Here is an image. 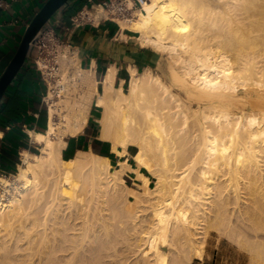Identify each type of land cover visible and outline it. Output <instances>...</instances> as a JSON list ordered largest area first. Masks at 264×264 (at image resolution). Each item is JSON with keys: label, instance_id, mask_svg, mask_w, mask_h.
I'll return each instance as SVG.
<instances>
[{"label": "bare ground", "instance_id": "obj_1", "mask_svg": "<svg viewBox=\"0 0 264 264\" xmlns=\"http://www.w3.org/2000/svg\"><path fill=\"white\" fill-rule=\"evenodd\" d=\"M215 2L210 17L200 0H144L134 18H117L119 36L127 29L168 56L171 85L129 65L128 86H116V67L102 75L94 60L90 71L70 45L59 54L63 90H49L47 126L27 130L40 152L23 149L17 172L0 177V264H193L204 256L202 230L222 225L229 235L238 226L249 264H264V51L257 59L252 36L264 0ZM108 16L100 6L86 15ZM208 25L223 38L209 39ZM94 99L113 164L92 149L63 155Z\"/></svg>", "mask_w": 264, "mask_h": 264}, {"label": "crops", "instance_id": "obj_2", "mask_svg": "<svg viewBox=\"0 0 264 264\" xmlns=\"http://www.w3.org/2000/svg\"><path fill=\"white\" fill-rule=\"evenodd\" d=\"M46 1L0 0V75L18 48L27 25ZM85 1L74 0L54 27L66 43L77 49L82 67L86 66L91 71L95 60V70L103 75L110 66H114L117 69L115 85L123 83L126 87L130 78L129 65L136 67L138 72L147 68L158 69L162 65V55L152 48L138 44L134 40V33L126 31V38L119 36L120 25L116 22L102 19L98 23L94 21V24L73 30L70 18L82 8ZM35 57L33 47L25 69L6 91L0 103V175L16 172L21 151H32V147H37L27 130L48 124L47 112L41 101L46 87L35 66ZM163 71L166 72V69L162 67L160 72ZM93 104L96 106L95 102ZM93 104L86 126L87 133L81 134V138L70 137L63 155L74 156L78 149L86 146L87 141L94 142L97 132L92 122L95 119ZM86 134L91 136V140H86ZM94 144L103 149L102 144ZM198 260L205 262L204 258Z\"/></svg>", "mask_w": 264, "mask_h": 264}, {"label": "rangeland", "instance_id": "obj_3", "mask_svg": "<svg viewBox=\"0 0 264 264\" xmlns=\"http://www.w3.org/2000/svg\"><path fill=\"white\" fill-rule=\"evenodd\" d=\"M200 2H201V4L202 5H204L203 7H202V11L203 12H205V15H207L208 17H210L211 15H212V9L216 6V2H215V0H200ZM215 4V5H214ZM116 18V20H117V18L118 19H120V20H122L123 21V19H121V18H119V17H115ZM134 18V17H133ZM119 24V23H118ZM120 28H121V26H120ZM210 29V30H209ZM213 26L212 25H208V27L206 28V30H205V34H206V36L209 38V39H211L212 38V36H214V37H220L221 35V33L219 32V31H217V30H215V29H213ZM262 29V30H261ZM256 30L257 31H255V33H252V36H256V35H258L257 36V40H256V46L255 45H253V46H250L248 49H246L245 48V44L244 43H242V42H235L236 43V46H238V47H236V48H238V49H242L243 51H244V49H245V52L247 51V52H253V48H255L254 49V52H257V54H259V55H261V56H259L257 59H261L262 58V54L261 53H263V51H264V27H261V26H257V28H256ZM126 31H129V30H125L124 32L126 33ZM218 32V33H217ZM222 32V31H221ZM133 34V33H132ZM255 34V35H254ZM221 39L223 38V36H221L220 37ZM134 40L135 41H137V39L134 37ZM234 43V44H235ZM238 43V44H237ZM138 44H140V43H138ZM262 44V45H261ZM67 45H69L68 43H65V44H63L62 45V50H61V52H60V55L64 52V49H65V47H67ZM142 45V44H141ZM224 45V48L227 50V49H229L228 47H229V44H223ZM146 47V46H145ZM253 47V48H252ZM148 48V47H147ZM231 48H232V46L230 45V49L229 50H231ZM72 51H75L76 50V54H77V56H78V51H77V49H75L74 47H71L70 48ZM151 49V48H150ZM251 49V50H250ZM154 50V49H153ZM233 50V49H232ZM154 51H156V52H158L160 55H162V57H163V61H162V65L161 66H159L158 67V69H153V71L157 74H159L161 77H162V79H164V81H165V83H167L168 85H171V78H169V72H170V68H171V63H170V60H169V58H168V56L167 55H163V54H161L159 51H157V50H154ZM259 52V53H258ZM35 55L37 56V50L35 49ZM192 58L193 59H196V57L195 56H192ZM59 65H60V56H59ZM84 68H86V66H83ZM162 67H163V69L165 68L166 69V74H168V76L167 75H163V74H160L159 72L162 70ZM145 69H141L139 72H143ZM59 72V71H58ZM57 72V73H58ZM129 80H130V78H129ZM128 84H129V81H127V83H126V87L128 86ZM180 89V90H179ZM173 90H175L176 92H178L180 95H182L185 99H188L186 96H187V94L185 93V91L184 90H182V87H180V86H178V85H174L173 86ZM95 102V104H96V100L95 101H93V103ZM92 103V104H93ZM195 103V102H194ZM101 111H102V109L101 108H99L98 106H97V104H96V106L93 104V111H92V113H96V115L95 114H93L94 116H93V118H97L98 117V115H101ZM95 119H93L94 121H92L93 122V124H95V132H97V134L95 135V139H94V142L95 143H97V144H102V148L103 149H101V150H103V151H108V153H110V154H114V158L113 159H111V162H112V164L113 163H116L117 162V160H118V154H116V153H112L111 152V143H109V144H105L104 142H101L97 137H98V135H99V133H100V126H99V124L95 121ZM56 120H58L59 121V118H57L56 117ZM85 133H87L86 132V130H85ZM89 137V138H88ZM86 140H91V136L89 135V134H86ZM94 142L93 141H87V144H86V146L83 148V149H85V148H87V149H92V150H94V146L95 147H97L98 148V150H100V146H97V145H95L94 144ZM103 143H104V145H103ZM36 146L37 147H32V151L31 152H40V149H39V146L36 144ZM133 152V151H132ZM19 162H20V160H19ZM129 162L132 164V165H134V166H136L137 165V163H136V161L134 160V159H130L129 160ZM143 169V171H147V169L146 168H144V167H142ZM17 169H18V167L16 168V172H17ZM16 172H14V173H16ZM12 174V173H11ZM9 177L10 178V174H6V175H0V177ZM11 179V178H10ZM150 185H152L153 187H154V183L152 182V183H150ZM242 187V186H241ZM244 189V188H243ZM241 190V193H242V196H244V190ZM3 191V188L0 186V193ZM243 201L244 200H241V203H243ZM233 202V201H232ZM233 205H234V202H233ZM236 205H234V207H235ZM229 207H233V206H230L229 205ZM237 208H238V206H237ZM236 207L234 208L235 210H238ZM238 215V214H237ZM237 215L236 216H234L235 218H237ZM243 216V215H242ZM240 219V218H239ZM242 219V218H241ZM234 221H235V219H234ZM248 223V222H247ZM238 224H239V228H238V230H239V232H241L242 233V231H246V226L245 225H243L242 223H240V222H238ZM237 224V225H238ZM243 225V226H245V229L243 230V228L242 229H240L241 228V226ZM221 226V225H220ZM223 226V225H222ZM222 226L221 227H219V225H218V227H219V229H217L216 227L217 226H209L206 230H202V231H204L205 233H206V237H208V238H206V243H205V250H204V256H203V258L205 259V262H199V260L198 259H203V258H194L193 260L194 261H192L193 262V264H210V262H212L211 264H249L250 262V256H251V254H250V252L248 251V249L245 247V245H242V244H244V243H240L239 241H237L236 240V238H235V236L238 238L239 237V233L238 234H236V232H238L236 229H237V227L238 226H236V228H234V232L232 231V235L230 234L229 235V231L227 232V233H224V232H222L221 231V229L220 228H222ZM203 227V226H202ZM207 227V226H206ZM214 227H215V229H214ZM224 227V226H223ZM223 229V228H222ZM242 230V231H241ZM208 232V233H207ZM247 232L249 233V234H247ZM246 233L244 232L243 233V236L242 235H240V236H242V237H246V236H248V235H253L254 234V231H252V230H249L248 229V231H247ZM231 233V232H230ZM234 233H235V236H234ZM253 233V234H252ZM261 233H263L264 234V232H259V235L261 234ZM263 234H261V235H263ZM233 237V238H232ZM215 262V263H214Z\"/></svg>", "mask_w": 264, "mask_h": 264}, {"label": "built area", "instance_id": "obj_4", "mask_svg": "<svg viewBox=\"0 0 264 264\" xmlns=\"http://www.w3.org/2000/svg\"><path fill=\"white\" fill-rule=\"evenodd\" d=\"M11 1L23 2L25 0ZM143 1L144 0H132V6H129L128 0H86L82 8L74 13L70 18L72 29L75 30L81 26L94 24V22L87 19L86 15L88 10H92L95 6H100L108 10L109 16L104 20H109L117 23L115 17H119L123 20L133 18L135 12L143 8ZM65 43L66 42L54 30V27H50L42 33V35L37 39V42L34 45V48L37 50V56L34 60L35 66L41 74L44 85L46 87L41 101L47 112V116L49 110V100L47 99L49 90L52 88L54 94L56 95L61 93L63 90V88L56 87L55 85L58 84L57 79H60L57 74V58L62 50V45ZM40 62H43L44 66H42Z\"/></svg>", "mask_w": 264, "mask_h": 264}, {"label": "water", "instance_id": "obj_5", "mask_svg": "<svg viewBox=\"0 0 264 264\" xmlns=\"http://www.w3.org/2000/svg\"><path fill=\"white\" fill-rule=\"evenodd\" d=\"M74 0H47L27 25L23 38L11 60L0 75V103L6 91L25 69L37 39L50 27L60 22L63 12Z\"/></svg>", "mask_w": 264, "mask_h": 264}, {"label": "trees", "instance_id": "obj_6", "mask_svg": "<svg viewBox=\"0 0 264 264\" xmlns=\"http://www.w3.org/2000/svg\"><path fill=\"white\" fill-rule=\"evenodd\" d=\"M93 114L96 115V113H93ZM99 116H100V115H98V117H99ZM86 132H87V129H86ZM80 138H81V136H80ZM105 144H109V142H105ZM103 145H104V143H103ZM85 149H87V148H85ZM94 151L97 152V153H100V154L108 155V156L111 157V159L114 158V154H110V153H108V151L106 152V151H103V150H101V149L98 150V148L95 147V146H94ZM64 157L68 158V157H72V156H67V155L64 154Z\"/></svg>", "mask_w": 264, "mask_h": 264}]
</instances>
